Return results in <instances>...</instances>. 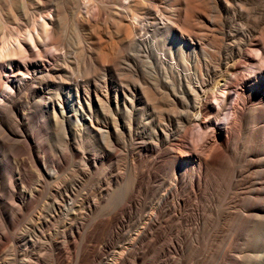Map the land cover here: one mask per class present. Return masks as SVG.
Segmentation results:
<instances>
[{"label": "rangeland", "instance_id": "obj_1", "mask_svg": "<svg viewBox=\"0 0 264 264\" xmlns=\"http://www.w3.org/2000/svg\"><path fill=\"white\" fill-rule=\"evenodd\" d=\"M85 1L0 0V40L30 28L29 16L52 12L55 17L58 47L48 43L31 56L36 63L31 71L67 63L63 82L49 86L54 95L46 93L39 105L36 93L23 101V127L16 113L0 122V264H264L259 223L226 214L242 209L261 214L246 201L230 209V173H217V184L202 202L165 205L160 198L174 178L165 152L149 144L156 142L149 129L157 130L158 123L177 129L172 108L178 79L197 81V59L214 64L210 44L222 45L229 61L224 70L237 59L236 44L264 43V0H98L90 7L100 19L82 26ZM180 19L176 31L189 22L194 33L186 39L188 55L170 48L167 27ZM112 44L116 50L110 55ZM203 44L208 53L201 51ZM51 51L62 55L52 59ZM260 61L251 67L244 60L239 81L244 89L252 87L243 79L249 76L261 91ZM77 83L80 96L73 98L80 110L75 112L68 95L77 92ZM58 94L65 109L54 106ZM177 106L180 110L182 103ZM85 113L94 116L91 127ZM181 139L191 147V137ZM247 144L244 128L239 146ZM149 162L157 176L135 180ZM22 192L30 195L25 204ZM152 217L162 219L160 228L148 223ZM256 254L262 262L249 260Z\"/></svg>", "mask_w": 264, "mask_h": 264}, {"label": "bare ground", "instance_id": "obj_2", "mask_svg": "<svg viewBox=\"0 0 264 264\" xmlns=\"http://www.w3.org/2000/svg\"><path fill=\"white\" fill-rule=\"evenodd\" d=\"M97 1L98 0H88L84 2L83 8L85 9L87 17L82 15L85 17L84 20H80L82 26H91L93 22H97L96 17H98L99 12L96 13V11H91V8ZM226 2H228V0H226ZM93 8L95 9V7ZM10 11L12 10L10 9ZM159 16H162V19L167 22L171 20L169 17H163L161 13H159ZM181 19L179 22H174L175 25L169 26L167 24L170 48L172 51L176 50L188 55L190 51H188L186 39L187 37L192 38L194 33L193 30H189V27H187L189 22H185L183 24L184 26L181 25V27L178 25L180 31H176V25L180 22H184L183 20L181 21ZM214 20L215 19H213V21ZM27 22L31 27H26L27 29L23 33H19L20 30H18V36L14 35L16 37L10 36V38H8V36L6 38H4L5 36H1V39L2 37L3 39L0 40V122H2L7 115L17 114L19 117L18 120L20 121L19 127H23V124L27 120V114L22 108L23 101L26 100L30 94L36 93V95L39 96L37 102L39 105L48 98L46 97V93L54 95L52 94V88L49 89V86L56 80L63 82L62 74L60 73L65 71L67 66V63L62 61L63 65L56 64V67H52L49 63L46 68L41 67L37 72L31 71V68L36 66L31 56L35 53L40 55L41 51H43L44 47H46L45 45L48 43L54 45L57 42H55L54 37L55 34L57 35L58 33L56 32L55 17L52 12L44 14L41 17H35L34 15L31 17L29 16ZM2 29H0V32H2ZM15 29L16 28H14V30ZM2 35H4L3 32ZM165 43L168 45V41ZM112 45L113 46L109 48L110 55L113 54L116 47V44ZM55 46L56 45H54V47ZM48 47H50V45ZM210 48L214 52L210 54H214L215 58L213 56L212 58L215 59V62L212 64V62L209 61V63L204 66L200 59L196 60L195 64L199 66L198 73H194L197 76V81H195V83H192L189 78L184 75L178 79V86L175 88L176 94H174L175 106L172 108L178 123L177 129L174 130L165 123H158V127H156L158 128L157 130L149 129V132L154 135L156 139V142L151 140L149 143L152 144L151 149L157 151L163 150L165 152L163 156L167 157L166 164L169 166V172L172 175L171 179L173 180L174 178V182L170 184L165 193L161 196L160 202L163 204L165 203V205L175 204L180 207H188L202 202L206 199V195L209 191L214 189L216 180L218 179L217 173H230L234 188L233 196L228 205L230 209L234 206H231V204L246 201L251 205V210H255L259 207L261 209V214L250 212L248 211L249 209H242L235 212L229 210L226 214L235 216V218L238 219L247 218L255 220L256 223H259L261 231L259 235V244L264 246V196H262L264 193V171L261 170L263 166L262 163H264V158L261 159V155L264 154V84L261 91H257L255 87H253L256 86L255 79L249 76L247 77L248 79L243 78L252 85V87H250L251 89L248 90L240 86L239 82L242 75L244 60H247L251 67H253V64L256 66L255 63L262 60L259 64L261 74L264 76V43L251 41L248 44L244 42L236 44L233 48V56L237 57V59L230 66H227L225 68L226 70H223L222 65L229 61L226 62L227 59L223 58L221 51L222 45L219 43L210 44ZM245 49L246 52L243 54ZM250 50L257 51V54L250 55ZM201 51L203 54L208 53L207 47L204 44ZM247 51H250L249 54ZM216 53L219 55L216 56ZM253 53L254 52H252V54ZM51 55H53L51 58L54 59L55 56L59 57L62 54L56 55L53 51ZM189 69H191V67H189ZM16 71H19L17 72L19 74H16ZM191 75L192 74H190V78ZM87 83L88 82H84V85L87 86ZM3 85L6 86L5 90L2 89V87H4ZM80 88V84L77 83V92L68 95V104L71 110L75 112L80 110V108L77 107L78 105L73 97L77 95L79 98ZM42 89L47 90L40 93ZM58 96V99L53 101L54 106L56 105L57 107L59 104L60 107L63 108L62 96L60 94H58ZM98 99L100 100L99 103L104 106V99L102 98L103 100H101L99 97ZM180 102L182 103V107L180 106L181 109L178 110L179 108L178 106L176 107V104L180 105ZM85 114L84 117L88 119L87 125L91 127L92 124L95 123L94 116L88 113ZM159 125L161 126L160 128ZM244 128L247 129L249 144L241 149L239 146V138ZM160 131H162V133H158ZM17 132H21L20 129L17 130ZM182 137H191V147L185 145L184 141L181 139ZM158 161H156V163ZM151 164V162L143 164L141 169L137 172L135 180L140 181L142 178L151 180L155 178L157 173L151 169ZM18 195L20 201L24 204L30 197L29 194L24 192ZM148 223L157 228V226L159 227L162 223V219L159 217H152ZM60 254L62 253L58 252L55 254V261L60 260ZM94 256L97 257L99 255L95 252ZM249 257V260L255 263L262 262L261 260H263L262 254L251 255ZM115 264L123 263L122 261H117Z\"/></svg>", "mask_w": 264, "mask_h": 264}]
</instances>
